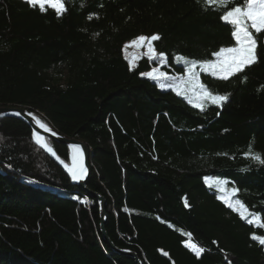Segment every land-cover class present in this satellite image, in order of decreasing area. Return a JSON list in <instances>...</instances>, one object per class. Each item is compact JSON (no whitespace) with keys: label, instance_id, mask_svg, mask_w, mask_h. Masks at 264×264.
Returning <instances> with one entry per match:
<instances>
[{"label":"trees","instance_id":"obj_1","mask_svg":"<svg viewBox=\"0 0 264 264\" xmlns=\"http://www.w3.org/2000/svg\"><path fill=\"white\" fill-rule=\"evenodd\" d=\"M64 4L58 16L49 5L0 0V107L27 109L83 141L91 171L86 189L74 184L25 121L0 118V264H138L121 251L141 264H264V245L252 239L264 236L260 221L242 218L204 180L225 179L239 190L233 199L264 221V165L244 155L251 145L264 156V37L257 62L229 81L198 70L209 89L230 93L201 111L142 75L149 59L130 67L123 47L159 34L166 71L182 76L176 55L214 60L235 44L220 19L226 8L204 0ZM45 142L70 163L69 146ZM87 189L107 202V239ZM186 242L205 251L197 257Z\"/></svg>","mask_w":264,"mask_h":264},{"label":"snow or ice","instance_id":"obj_2","mask_svg":"<svg viewBox=\"0 0 264 264\" xmlns=\"http://www.w3.org/2000/svg\"><path fill=\"white\" fill-rule=\"evenodd\" d=\"M204 2L207 5H218L226 8V10L222 12L220 19L232 26L233 30L231 35L235 40V44L233 46L220 47L218 51L213 53L215 60H192L183 55H176L175 60L177 62H183L185 65V74L183 76H169L166 72L159 71L158 69L142 73V75L155 81L170 80L171 83L168 87L173 88L177 95L189 97V102L194 103V106L201 111L204 110L206 104L222 106L228 101L230 93L219 94L209 89L206 84L201 82L199 72L196 71L197 65H199L201 71L209 73L211 76L222 81H229L231 77L236 76L238 73H244L245 68L250 67L257 62L258 57L256 49L258 39L264 37V0H243L241 4H235L231 8H227V5L231 0H204ZM26 3L32 7L39 5L41 11H45L44 5L47 4L56 9L58 16L62 15L67 10L65 8L64 0H26ZM91 18L92 16L90 15L89 19ZM160 39L161 37L159 34H153L150 36L140 35L131 43L134 45L139 44L145 46L147 48L149 59H158L163 65L167 62L166 54L164 52H156L153 46V42ZM246 80L247 76L244 75L243 81ZM160 87L163 88L164 85L160 84ZM17 115H19V113H17ZM29 115L33 114L29 113ZM33 120L39 127L52 132L47 124L43 123L35 116H33ZM52 135H56V133L52 132ZM33 137L36 139L37 143H40L38 134L35 133V131ZM2 139L3 138L0 137V140ZM44 147L47 148V145H44ZM74 147L78 150L80 148L79 145H74ZM47 150L55 155L51 148H47ZM244 155L246 158L264 165V156H261L260 153H255L251 145H249V149ZM70 171L73 180L81 179L84 176V170L82 167L79 170L73 169ZM224 183V181H217L221 190H223ZM238 191V189L232 190L233 194ZM225 203L230 208L234 207L227 198H225ZM236 205L241 210L240 214L242 218H246L245 213H247L248 217H252V219H249V223L256 224L260 221L258 226L264 227V221H261L259 214L250 213L247 206L242 201L237 200ZM186 206H188L187 202ZM234 210H236V208H234ZM252 239L257 240L260 244L264 245V236L253 234ZM193 249L197 257L205 251V249L196 246H193ZM163 254L165 256L168 255L167 252H164Z\"/></svg>","mask_w":264,"mask_h":264},{"label":"water","instance_id":"obj_3","mask_svg":"<svg viewBox=\"0 0 264 264\" xmlns=\"http://www.w3.org/2000/svg\"><path fill=\"white\" fill-rule=\"evenodd\" d=\"M17 113H19V115H17ZM29 113H31V111L24 109V108L0 107V118L1 117L19 118V119L25 121L31 127L33 133L35 131V133H37L38 136L42 137L43 139H46V138L53 139L56 142H59V143H62V144L69 146L71 149L74 148V145H79L80 146L79 150L82 153V161H81L80 168L81 167L83 168L84 176H83V178L78 179V180L72 179V182L74 184L79 185L80 187L86 189L85 185H86L87 179H88V177L90 175V171H91L90 163H89L90 150H89L88 146L81 140L66 138L64 135H61L60 133L56 132L50 125L47 124V126L52 130V132L56 133V135H52V132H49V131L45 130L44 128L39 127L33 120L34 115H29ZM34 140L36 141V139H34ZM37 144L40 145L52 158H54L58 162V164L60 166H62L63 169L72 178L71 173L66 169V163L64 161H62L54 151L53 152L55 153V155L51 154L47 150L48 147L47 148L44 147V145L46 143L45 144L37 143ZM87 191L91 194V197L96 198L99 202L100 218H101V230H102V233L104 234V237L107 239V234L105 231V223H106V219H107V215H106L107 202H106L105 198L103 196H101L100 194L93 193V192L89 191L88 189H87ZM119 253L129 255V256L133 257L138 264H141V261L138 259L137 255L134 252L121 251Z\"/></svg>","mask_w":264,"mask_h":264},{"label":"rangeland","instance_id":"obj_4","mask_svg":"<svg viewBox=\"0 0 264 264\" xmlns=\"http://www.w3.org/2000/svg\"><path fill=\"white\" fill-rule=\"evenodd\" d=\"M45 5H47V4H45ZM134 39H132L130 41H127L124 44V47H123L124 56L128 60L129 64L131 63V66L132 67L133 66H136L137 62L141 58H144L145 57V58L149 59V56L147 55V48L145 46H141L139 44H136V45L132 44L131 42ZM153 46H154V42H153ZM150 62L153 63V67H152V69L149 72L153 71L154 69H158L159 71L166 72L169 76H180L178 74H173V73H169L168 71H166L165 67L167 65V62L165 64H163V65L160 63V61L158 59L157 60H150ZM199 69H200V67H199V65H197L196 71H198ZM184 74H185V72L182 74V76ZM157 83L159 84V86H160V84H163L164 85L163 88H167L168 85L171 83V81L170 80H160V81H157ZM204 180L210 186H213L215 184L217 186V188L221 191L222 197L224 199L227 198L233 204L234 208H236L239 211H241L238 208V206L236 205V200L233 199V192H232V190L226 186L225 179H223V178H221L219 176H216V175H208V176H205ZM217 181H224L225 182L224 185H223V190L220 189V187L217 184ZM245 214H247V213H245ZM185 245L187 247H189L190 249H192V251H194L193 246H191L190 243L186 242Z\"/></svg>","mask_w":264,"mask_h":264},{"label":"bare ground","instance_id":"obj_5","mask_svg":"<svg viewBox=\"0 0 264 264\" xmlns=\"http://www.w3.org/2000/svg\"><path fill=\"white\" fill-rule=\"evenodd\" d=\"M40 120V119H39ZM39 140H40V143L41 144H45V139H43L42 137H39ZM47 145V144H45ZM48 147V146H47ZM49 148V147H48ZM81 161H82V153L80 150H78L77 148H73L71 150V161L70 163H66V169L71 173L70 170H73V169H76L78 170L80 168V165H81ZM190 243V242H188ZM191 246H193L191 243H190Z\"/></svg>","mask_w":264,"mask_h":264}]
</instances>
